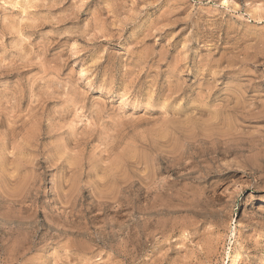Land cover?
<instances>
[{
  "label": "rangeland",
  "instance_id": "obj_1",
  "mask_svg": "<svg viewBox=\"0 0 264 264\" xmlns=\"http://www.w3.org/2000/svg\"><path fill=\"white\" fill-rule=\"evenodd\" d=\"M260 137L264 0H0V264H264Z\"/></svg>",
  "mask_w": 264,
  "mask_h": 264
},
{
  "label": "bare ground",
  "instance_id": "obj_2",
  "mask_svg": "<svg viewBox=\"0 0 264 264\" xmlns=\"http://www.w3.org/2000/svg\"><path fill=\"white\" fill-rule=\"evenodd\" d=\"M262 121H263V120H262ZM262 138L264 139V137H262ZM262 138L260 137L259 139H262ZM262 142L264 143V141H263V140H262ZM262 142H261V143H262ZM235 258H236V256H235Z\"/></svg>",
  "mask_w": 264,
  "mask_h": 264
}]
</instances>
